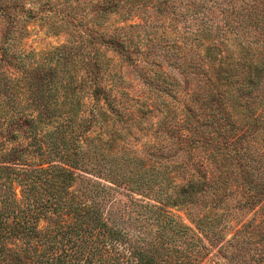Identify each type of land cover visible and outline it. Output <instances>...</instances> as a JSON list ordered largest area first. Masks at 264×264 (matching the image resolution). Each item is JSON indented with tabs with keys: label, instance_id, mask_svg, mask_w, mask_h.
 Listing matches in <instances>:
<instances>
[{
	"label": "rangeland",
	"instance_id": "rangeland-1",
	"mask_svg": "<svg viewBox=\"0 0 264 264\" xmlns=\"http://www.w3.org/2000/svg\"><path fill=\"white\" fill-rule=\"evenodd\" d=\"M206 46L215 62L264 54V0H0V193L20 196L25 156L71 147V189L129 241L194 264H264L260 134L240 153L246 166L227 155L219 177L202 169L217 133L198 128L208 146L185 138L202 102L190 121L185 104L209 102Z\"/></svg>",
	"mask_w": 264,
	"mask_h": 264
},
{
	"label": "trees",
	"instance_id": "trees-1",
	"mask_svg": "<svg viewBox=\"0 0 264 264\" xmlns=\"http://www.w3.org/2000/svg\"><path fill=\"white\" fill-rule=\"evenodd\" d=\"M208 47L211 46H206L205 53L200 54L203 72L198 77L210 89L209 102L199 97L195 101L191 99V103L185 104L183 120L192 119L196 104L202 102L197 108L201 116L194 120L199 122L186 127L185 138L190 143L196 141L208 146L212 145L213 134L207 135L204 129L197 131L198 128L217 133L220 139L212 146L211 153L213 169L206 166L202 169L219 177L224 175L222 161L227 155L246 166L240 153L254 133L260 134L259 141L264 143L260 131L264 99L263 95L256 97L257 90L261 93L264 88V54L252 52L245 62L225 54L215 62V57L211 59L206 53ZM242 64L245 71L237 69ZM195 71L190 67L191 74ZM196 75L188 79H196ZM163 92L158 96L162 103H168L169 97ZM176 97L174 106L178 108L183 102ZM258 106L260 111L256 112ZM70 148L55 151V143L50 144L41 153L39 149L36 154L39 157L28 163L24 155L21 164L26 167H22L23 176L18 179L20 196L14 194L12 184L0 193V264H194L184 259L180 251L170 254L167 250L140 247L129 241L97 202L75 194L71 186L77 151ZM55 153L63 159L60 165L55 164ZM246 156V160L255 161L249 152ZM194 172L199 174L198 170L191 174Z\"/></svg>",
	"mask_w": 264,
	"mask_h": 264
}]
</instances>
